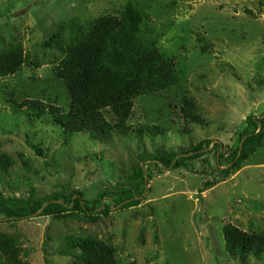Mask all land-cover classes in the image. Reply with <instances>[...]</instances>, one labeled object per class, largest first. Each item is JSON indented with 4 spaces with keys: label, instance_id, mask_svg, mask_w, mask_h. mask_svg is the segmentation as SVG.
Wrapping results in <instances>:
<instances>
[{
    "label": "rangeland",
    "instance_id": "1",
    "mask_svg": "<svg viewBox=\"0 0 264 264\" xmlns=\"http://www.w3.org/2000/svg\"><path fill=\"white\" fill-rule=\"evenodd\" d=\"M129 4L178 84L135 99L125 123L103 110L107 123L122 127L110 134H69L37 117L28 103L68 112L56 43L69 38L72 20L119 19ZM12 47L23 61L0 76V196L27 202L82 192L89 207L98 202L94 214L106 206L110 213L0 216V264H78L81 238L111 247L113 264H264V252L231 255L223 237L227 225L264 233V136L237 168L231 162L246 119L264 117V0H0V54ZM199 144L203 154L180 168L152 161ZM126 196L141 203L124 208Z\"/></svg>",
    "mask_w": 264,
    "mask_h": 264
},
{
    "label": "trees",
    "instance_id": "2",
    "mask_svg": "<svg viewBox=\"0 0 264 264\" xmlns=\"http://www.w3.org/2000/svg\"><path fill=\"white\" fill-rule=\"evenodd\" d=\"M142 23V14L130 4L119 19L104 17L90 25L72 20L68 26L69 38L56 43L61 46L62 54L55 71L71 97L68 112L65 114L57 108L39 103H28L29 109L39 118H52L69 134L95 132L105 135L113 129L122 131V127H114L104 120L103 110L109 109L120 123H125L135 99L171 89L179 82L172 61L164 59L156 51L155 42L142 29ZM57 39L55 35L50 41L53 43ZM50 41L44 45L51 46ZM22 61V51L18 47L1 53L0 76L6 77L13 73ZM183 111L190 113L188 118H196L195 113L193 115L186 109ZM255 128L261 130L256 133ZM263 129L264 117L249 116L246 119L241 144L231 154L233 168H237L261 146ZM34 149L37 154H43L39 147ZM203 149L199 144L187 152H160L152 161L165 169L180 168L184 163L201 156ZM214 158L221 167L223 156L216 151ZM139 176L142 174L139 173ZM140 203L141 198L133 196H126L121 201L124 208L136 207ZM91 204L83 199L82 192L68 196L55 194L46 201L27 202L7 201L0 196V216L6 220L19 221L40 213L55 220L74 217L96 220L102 214L110 213V207L106 206L102 212L94 214L98 202L95 201L89 207ZM223 237L227 250L233 256L244 258L248 252H264V233L246 234L227 225L223 228ZM77 245L81 251L78 264H113L114 250L111 247L92 238H81Z\"/></svg>",
    "mask_w": 264,
    "mask_h": 264
}]
</instances>
